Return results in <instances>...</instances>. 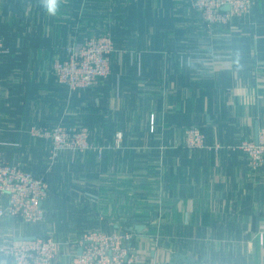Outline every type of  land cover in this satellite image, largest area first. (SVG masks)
<instances>
[{"label": "crops", "instance_id": "obj_1", "mask_svg": "<svg viewBox=\"0 0 264 264\" xmlns=\"http://www.w3.org/2000/svg\"><path fill=\"white\" fill-rule=\"evenodd\" d=\"M192 2L60 0L49 15L41 0H0V162L49 185L42 222L0 218V249L51 235L53 264H70L101 230L130 233L138 264H264V171L241 149L264 126V0L211 32ZM99 34L114 42L111 74L70 92L52 64ZM57 125L88 128L102 158L49 165L50 143L28 131ZM191 126L207 148H184Z\"/></svg>", "mask_w": 264, "mask_h": 264}, {"label": "built area", "instance_id": "obj_2", "mask_svg": "<svg viewBox=\"0 0 264 264\" xmlns=\"http://www.w3.org/2000/svg\"><path fill=\"white\" fill-rule=\"evenodd\" d=\"M228 6V10L223 7ZM192 8L200 14L206 29L211 32L226 26L235 18L249 15L253 0H193ZM0 34V52L4 50ZM114 42L110 35L99 34L83 42H69L65 57L52 64V75L70 92L91 89L111 74ZM154 118L152 119V122ZM28 134L50 143L48 164L65 152L72 154L94 151L102 158L103 148L90 140L88 128L57 125L53 128L31 126ZM121 135H117L119 141ZM118 145V143L116 144ZM183 146L189 150L207 148L205 135L196 126L184 131ZM242 151L252 172L264 171V126L259 128L257 140L244 142ZM49 194L45 175L35 176L20 164L0 162V218L18 219L26 224H38L45 218L42 203ZM133 236L128 232L90 231L76 244L80 254H74L70 264H138L139 254L132 247ZM58 243L51 236H36L31 240L12 243L0 249L6 264H53Z\"/></svg>", "mask_w": 264, "mask_h": 264}, {"label": "clouds", "instance_id": "obj_3", "mask_svg": "<svg viewBox=\"0 0 264 264\" xmlns=\"http://www.w3.org/2000/svg\"><path fill=\"white\" fill-rule=\"evenodd\" d=\"M41 4L49 15H56L60 6V0H41Z\"/></svg>", "mask_w": 264, "mask_h": 264}, {"label": "water", "instance_id": "obj_4", "mask_svg": "<svg viewBox=\"0 0 264 264\" xmlns=\"http://www.w3.org/2000/svg\"><path fill=\"white\" fill-rule=\"evenodd\" d=\"M228 9H229L228 6L223 7V10H228ZM139 228H140L139 226L135 227L136 230H140ZM31 239H34V237L33 238H18V241L31 240ZM80 252H81V250H79L78 254H80ZM176 260L178 262L185 261V260H183V256H177Z\"/></svg>", "mask_w": 264, "mask_h": 264}, {"label": "rangeland", "instance_id": "obj_5", "mask_svg": "<svg viewBox=\"0 0 264 264\" xmlns=\"http://www.w3.org/2000/svg\"><path fill=\"white\" fill-rule=\"evenodd\" d=\"M1 34V33H0ZM1 36H2V34H1ZM2 38H3V36H2ZM4 39V38H3ZM3 47H4V41H3ZM49 156V155H48Z\"/></svg>", "mask_w": 264, "mask_h": 264}]
</instances>
